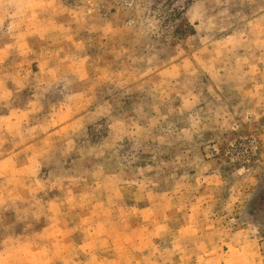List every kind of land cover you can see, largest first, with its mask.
I'll use <instances>...</instances> for the list:
<instances>
[{
  "label": "rangeland",
  "instance_id": "374dc122",
  "mask_svg": "<svg viewBox=\"0 0 264 264\" xmlns=\"http://www.w3.org/2000/svg\"><path fill=\"white\" fill-rule=\"evenodd\" d=\"M0 264H264V0H0Z\"/></svg>",
  "mask_w": 264,
  "mask_h": 264
}]
</instances>
